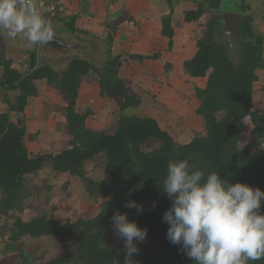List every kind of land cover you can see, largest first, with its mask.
<instances>
[{
  "label": "trees",
  "instance_id": "obj_1",
  "mask_svg": "<svg viewBox=\"0 0 264 264\" xmlns=\"http://www.w3.org/2000/svg\"><path fill=\"white\" fill-rule=\"evenodd\" d=\"M181 1L165 0L171 12L162 19V34L168 39L169 52L174 46L175 7ZM222 1L200 0L196 10L184 13L186 23L198 22L200 29L196 53L184 62V70L191 78H207L205 88L195 87L200 103L196 114L204 120L206 134L186 144L176 142L156 118L131 113L141 107L143 99L132 91L122 70L132 63L160 60V52L114 55L113 38L109 37L104 46L87 45L77 55L64 57L70 60L57 69L44 61L48 49L43 45L39 44V51L28 48L18 54L9 46L0 48V90L5 94L0 102L7 106L0 113V218L15 219L3 226L0 238L6 242L7 253L20 256L21 262L16 264H32L25 252L35 255L34 262L44 264H123L124 249L104 245L116 211L127 213L130 222L147 229L146 243H138L139 252L132 257L135 264H195L166 238L169 225L163 222V214L171 201L162 189L170 161L190 157L195 169L206 174L220 171L221 178L230 183H246L264 191V151L258 148L264 138V113L252 108L258 71L264 70V33L255 29L250 5L243 1L223 10ZM70 27L75 30L73 23ZM89 51L94 57L85 59L82 54ZM18 57L22 60L16 66ZM89 74L96 76L102 97L120 102L114 133L91 129L88 119L92 111L77 109L81 84ZM41 80L54 84L67 103L70 139L68 147L57 154L32 155L26 145L30 135L23 118L30 99L39 95L37 82ZM247 128L256 144L254 150L241 147ZM152 140L159 144L145 151L143 145ZM100 157L105 159L109 182L88 176L89 165ZM48 166L79 178L90 199H106L100 212L92 218L64 222L46 214L25 221L21 212L28 196L26 177ZM128 201L141 205L143 212L126 208ZM250 264H264V257Z\"/></svg>",
  "mask_w": 264,
  "mask_h": 264
},
{
  "label": "rangeland",
  "instance_id": "obj_2",
  "mask_svg": "<svg viewBox=\"0 0 264 264\" xmlns=\"http://www.w3.org/2000/svg\"><path fill=\"white\" fill-rule=\"evenodd\" d=\"M222 9L224 8L222 7ZM226 10L231 9L228 7ZM178 30L180 33L191 32L189 29H184L183 23H181V27H178ZM22 41L25 44H23L25 47L24 50L31 48L33 51H39V44L29 47L26 39H22ZM0 48H3V46L0 45ZM84 58L86 59L87 57ZM50 59L46 57L44 61L49 62ZM21 60V57L17 58L16 66L20 65ZM57 61L59 60L57 59ZM57 61L55 64L53 62V64L55 68L59 69L58 65L60 61ZM66 62L68 60H64L63 63ZM176 63L177 65L173 68L172 64ZM164 67L166 74L170 75L169 77L165 75H162V77L158 75L156 77L152 72L149 71L148 73L146 69H141V73L136 72L134 73L135 75L131 74L134 72L132 69L125 72V77L130 80L131 89L133 88L138 91L145 99L141 107L131 111V113L137 116L150 114L158 118L164 127L173 135L176 142L186 144L193 137L203 136L206 133L204 120L196 114L199 101L195 96V87L197 85L204 87L207 78L196 80V84L193 78L185 74L186 72L183 69L182 61L177 56L172 59L170 58L169 61H164ZM1 72L2 67H0V74ZM258 75L261 76H259V81L256 83L255 88L256 110L264 113V92L262 91L264 86V73L262 75L260 71ZM156 79L155 90L152 84H154V80ZM82 83L83 91L81 92V99L78 102V111L81 113H86L88 110L92 111V115L88 119V125L91 129L114 133L120 102L100 95L97 78L94 74H89L84 78ZM37 87L39 89V95L30 99L23 118L30 135L26 139V145L32 155L57 154L68 147V141L70 139L65 117L67 103L60 96L54 84L48 83L46 80H41L37 82ZM4 96L5 94L0 90V101L3 100ZM13 97L14 94L10 93L9 98L13 100ZM149 98L150 100L153 99L155 104ZM156 104L159 106H156ZM6 111L7 106L0 102V113ZM12 117L14 121H17L18 116L15 113H13ZM158 144L159 142L157 140H152L143 145V149L150 151L155 149ZM255 146L256 144L249 133V128H247L243 132L241 147L254 150ZM88 176L95 180L110 181V176L106 171L104 157L98 158L96 162L89 165ZM25 187L28 196L24 210L21 212V216L25 221L43 214H46L49 219H56L60 222H64L67 219L76 220L80 217L88 219L96 216L100 212L101 204L106 201V199H99L97 201L90 199L84 191V187L79 178L54 172L49 166L39 172L28 175L26 177ZM14 220L12 217H1L0 231L4 233L3 226L13 224ZM104 245L116 249H124V243L116 237L114 229L107 235ZM7 252L6 242L0 238V264H16L21 262L18 254ZM26 258L29 261L32 259L30 261L32 264H35L36 262L34 261H37L34 260L35 255H31L29 252ZM42 258H45L43 254ZM44 263L40 260L36 264Z\"/></svg>",
  "mask_w": 264,
  "mask_h": 264
},
{
  "label": "clouds",
  "instance_id": "obj_3",
  "mask_svg": "<svg viewBox=\"0 0 264 264\" xmlns=\"http://www.w3.org/2000/svg\"><path fill=\"white\" fill-rule=\"evenodd\" d=\"M0 31L10 38L26 39L28 46L44 45L54 38L51 23L34 0H0ZM264 149V139H260ZM163 193L171 201L163 222L166 238L179 245L195 264H250L264 257V191L246 183H230L220 171L205 173L190 165V157L170 161L163 181ZM126 208L143 207L128 201ZM114 234L124 243L123 264H135L137 244L147 236L128 214L114 212ZM115 264H119L118 261Z\"/></svg>",
  "mask_w": 264,
  "mask_h": 264
},
{
  "label": "crops",
  "instance_id": "obj_4",
  "mask_svg": "<svg viewBox=\"0 0 264 264\" xmlns=\"http://www.w3.org/2000/svg\"><path fill=\"white\" fill-rule=\"evenodd\" d=\"M198 1L200 0H183L176 5L173 23L175 29L174 46L170 52L167 51L168 39L162 34V19L171 12L165 0H66L63 1L65 12L50 23L54 24L58 30L69 32L72 35V37H69L66 41L73 47H70L66 52L62 51L65 57H70L74 55V53H79V51L86 49L87 45L90 47L93 45L104 46L106 42H108L106 39L112 37L114 55L123 52L141 54L160 52L162 54L160 60H145L142 63H132L128 68H123L122 74H125L127 70L130 71V69L134 71L131 74L136 72L141 73V69H146L148 73L150 71L153 75L155 74L156 77L158 75H160V77H162V75L169 77L170 75L166 74L164 61H169L170 58L172 59L177 56L180 57L183 65L185 61L192 59L196 53L195 39L196 34L198 35L200 30L198 27L199 23H186L184 20V13L188 10H196L198 8ZM231 1L232 0H223L222 7L225 10L228 7L233 9L237 4H241L243 1L246 2L253 9L252 14L255 15L253 23L255 29L264 33V0H234L232 3ZM231 5L233 6L230 7ZM257 15L259 16L257 17ZM72 23L75 26V30H72L70 27ZM181 23L184 24V29H189L191 32L180 33L178 27H181ZM194 30L196 31L194 32ZM23 42L24 41H22L19 36L13 39L10 38L5 31H0V45L6 48L9 46L11 50H14L17 54L20 53L21 50H24L25 47L23 46ZM76 44H80V47H74ZM67 60L70 59L67 58ZM172 65L173 68H175L177 63ZM260 71L263 75L264 70ZM260 71H258L259 74ZM199 79L206 78H193V81L197 84L196 80ZM156 81L157 79L154 80V84H152L155 90ZM206 84L204 87L201 85L197 86L205 88ZM82 87L83 83L80 87L79 100L81 99V92L83 91ZM132 91L141 95L133 88ZM255 93L256 92H254L252 108L255 111H259L256 110ZM141 96L143 101H145L144 96ZM150 101L155 104L153 99ZM156 106L159 105L156 104ZM146 116L156 118L150 114ZM156 119L158 120V118ZM161 125L167 130L162 123Z\"/></svg>",
  "mask_w": 264,
  "mask_h": 264
},
{
  "label": "built area",
  "instance_id": "obj_5",
  "mask_svg": "<svg viewBox=\"0 0 264 264\" xmlns=\"http://www.w3.org/2000/svg\"><path fill=\"white\" fill-rule=\"evenodd\" d=\"M63 1L66 0H34L37 8L40 10L41 14L49 20H54L60 17L64 12ZM74 1V0H67Z\"/></svg>",
  "mask_w": 264,
  "mask_h": 264
},
{
  "label": "water",
  "instance_id": "obj_6",
  "mask_svg": "<svg viewBox=\"0 0 264 264\" xmlns=\"http://www.w3.org/2000/svg\"><path fill=\"white\" fill-rule=\"evenodd\" d=\"M51 25L54 30V38L52 41H49L47 44H44L43 46L48 49H60L64 52H66L70 47H73L71 44H68L66 41V39L68 40L69 37H72V35L69 32H62L58 30L54 24ZM74 47L79 48L80 44H76ZM258 148L264 151V149L261 148L260 144ZM26 256H28V252H25V257ZM30 261H32V259H30Z\"/></svg>",
  "mask_w": 264,
  "mask_h": 264
},
{
  "label": "flooded vegetation",
  "instance_id": "obj_7",
  "mask_svg": "<svg viewBox=\"0 0 264 264\" xmlns=\"http://www.w3.org/2000/svg\"><path fill=\"white\" fill-rule=\"evenodd\" d=\"M77 54H75V55H77ZM83 54H85V55H83V57H88V58L94 57V53H92L91 51L84 52ZM46 57H49V58L51 57V59H50L51 64H53V62L55 64L57 59L60 61V63H62V62H64V59H65L64 53L60 49H48ZM61 57H63V59H61ZM54 59H56V60H54ZM59 61H57V62H59Z\"/></svg>",
  "mask_w": 264,
  "mask_h": 264
}]
</instances>
